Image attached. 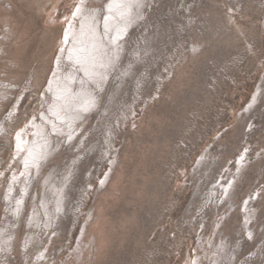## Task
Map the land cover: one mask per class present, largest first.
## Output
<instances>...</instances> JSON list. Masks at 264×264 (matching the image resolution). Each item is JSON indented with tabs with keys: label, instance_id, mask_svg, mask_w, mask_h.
Wrapping results in <instances>:
<instances>
[{
	"label": "rangeland",
	"instance_id": "rangeland-1",
	"mask_svg": "<svg viewBox=\"0 0 264 264\" xmlns=\"http://www.w3.org/2000/svg\"><path fill=\"white\" fill-rule=\"evenodd\" d=\"M0 264H264V0H0Z\"/></svg>",
	"mask_w": 264,
	"mask_h": 264
},
{
	"label": "bare ground",
	"instance_id": "bare-ground-1",
	"mask_svg": "<svg viewBox=\"0 0 264 264\" xmlns=\"http://www.w3.org/2000/svg\"><path fill=\"white\" fill-rule=\"evenodd\" d=\"M53 15H55V14H53ZM110 15H112V14H110ZM51 17H52V15H51ZM52 18L54 20V17H52ZM67 19H66V21L68 22ZM70 19H71V17H70ZM51 21H52V19H51ZM68 23L70 24V22H68ZM68 23H67L66 28H68V25H69ZM107 25H109V23ZM82 37L83 36H80V37H78L76 39L77 42H80L79 45H75V46L72 47L73 51H74V54H75V55H73V60H75V64H78L79 66H82V68H84V69H88L92 65V63H94V62H91V61L95 60L94 58L99 56V53H95V51L99 50L101 47H104V46L103 45L101 46V44L99 43L100 42V38L97 37V33L93 32V34L88 35L87 36L88 40H87V38L83 39ZM112 38H114V37H112ZM69 39H70V32L68 31L67 34H66V41H69ZM61 44H62V46H64L63 43H61ZM73 60H71V61H73ZM19 101L20 100H18V102ZM17 109H18V107H17V104H16L14 106L13 112L10 113V116H13ZM27 134H28V132H23L18 137V142H21V144H23L22 148H26L25 150H28L29 147L31 146V144L26 140V135Z\"/></svg>",
	"mask_w": 264,
	"mask_h": 264
}]
</instances>
